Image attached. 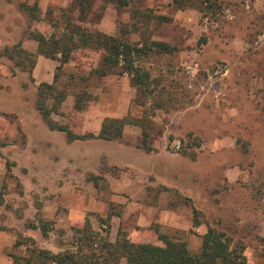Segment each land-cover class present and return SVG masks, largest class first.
I'll use <instances>...</instances> for the list:
<instances>
[{
  "label": "rangeland",
  "instance_id": "1",
  "mask_svg": "<svg viewBox=\"0 0 264 264\" xmlns=\"http://www.w3.org/2000/svg\"><path fill=\"white\" fill-rule=\"evenodd\" d=\"M72 1L0 0V50L21 41L34 52L28 33H57L51 9ZM127 1L92 0L87 19L78 12L73 18L130 41L148 34L175 47L142 58L153 94L139 101L129 75L90 74L101 50L77 49L60 70L57 60L37 55L30 74L0 58V264L26 254L13 247L17 234L58 252L85 218L96 231L107 228L100 219L109 211L108 239L120 231L132 242L161 244L158 231L198 252L207 222L243 247L247 264H264V0H216L214 20L203 16L205 0H187L182 9L172 0ZM20 2H36L38 19ZM144 10L167 20L144 24ZM55 75L65 97L53 120L96 134L106 118L146 116L150 149L134 124H125L118 140L68 141L49 129L35 103L39 83ZM192 208L202 222L196 227Z\"/></svg>",
  "mask_w": 264,
  "mask_h": 264
},
{
  "label": "trees",
  "instance_id": "2",
  "mask_svg": "<svg viewBox=\"0 0 264 264\" xmlns=\"http://www.w3.org/2000/svg\"><path fill=\"white\" fill-rule=\"evenodd\" d=\"M120 5L128 4L127 0H117ZM187 0H172L171 6L175 9H182L186 6ZM92 0H73L69 6L52 10L51 14L56 18L52 23L60 30L49 36L40 32L30 31L28 37L35 41L36 50L25 49L21 41L12 45L4 46L0 50V58L10 60L14 67L27 71L29 74L36 62L37 55L58 61L57 69L67 63L71 54L77 49L101 50L99 66L93 69L90 74L104 76L116 72L127 74L131 84L137 89L136 101L139 98L153 94L151 87L152 80L149 70L144 66L142 58L154 50L156 52H172L175 47L163 41L151 40L148 34H144L138 41H130L125 35H109L93 28L85 27L75 22L74 14L78 12L83 19H87L88 11L92 8ZM18 7L25 12L31 20L38 19L39 7L36 2L29 5L20 2ZM221 8L216 0H205L202 9L203 16L214 20ZM144 24L150 19L158 21L167 20L162 15H155L149 10L141 12ZM83 21V20H82ZM203 42L205 39H201ZM56 75L52 83L41 82L38 85V98L36 108L40 112L43 121L49 129L63 131L68 141L76 139L84 140L89 138H102L105 140H118L122 137L123 126L134 124L141 127L142 146L149 150V119L144 117H122L106 118L103 120L98 132L78 134L68 126L60 124L51 118V113L56 109L65 97V92L57 89ZM47 97H52L54 105L47 104ZM161 106V103H157ZM74 107L81 110L85 107L83 95L75 94ZM192 226H199L202 222L198 218V210L192 208ZM113 212L109 211L100 222L107 223V228L102 232L92 228L91 223L85 218L83 224L75 229L77 235L73 240L68 241L64 248L58 252L40 248L35 245L31 237L16 235L13 247L24 246L25 255L15 256L14 264H112L118 263L122 258L125 264H247L243 253V247L232 243L225 229L206 224V230L201 235V246L198 252H192L185 240L174 239L167 234L157 231L161 244L151 242H132L120 233L114 241L108 239V224ZM32 225V228H36ZM42 235L47 236V228L41 226ZM264 242V239L261 238Z\"/></svg>",
  "mask_w": 264,
  "mask_h": 264
},
{
  "label": "crops",
  "instance_id": "3",
  "mask_svg": "<svg viewBox=\"0 0 264 264\" xmlns=\"http://www.w3.org/2000/svg\"><path fill=\"white\" fill-rule=\"evenodd\" d=\"M80 223L83 222V219L79 221ZM110 241H114L115 239H109ZM7 264H13L10 261L7 260ZM112 264H125V259L122 258L118 263H112Z\"/></svg>",
  "mask_w": 264,
  "mask_h": 264
}]
</instances>
